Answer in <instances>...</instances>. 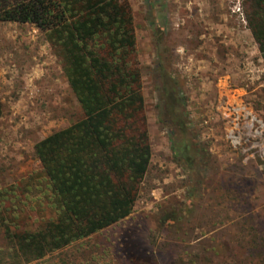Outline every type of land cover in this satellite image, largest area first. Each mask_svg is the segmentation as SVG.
<instances>
[{"label": "rangeland", "instance_id": "374dc122", "mask_svg": "<svg viewBox=\"0 0 264 264\" xmlns=\"http://www.w3.org/2000/svg\"><path fill=\"white\" fill-rule=\"evenodd\" d=\"M243 2L160 0L153 11L166 18L169 76L186 103L181 123L209 155L205 180L194 187L160 120L147 0H134L152 147L134 210L28 264H130L124 254L131 264H257L263 253L254 244L264 243V58ZM0 101V194L11 218L37 225L53 208L35 144L84 114L33 23L0 21ZM166 213L177 219L162 226ZM7 250L0 236V251Z\"/></svg>", "mask_w": 264, "mask_h": 264}, {"label": "trees", "instance_id": "16d2710c", "mask_svg": "<svg viewBox=\"0 0 264 264\" xmlns=\"http://www.w3.org/2000/svg\"><path fill=\"white\" fill-rule=\"evenodd\" d=\"M159 2L147 0L159 59L154 80L160 120L173 134L175 160L197 187L205 180L209 155L181 123L186 103L169 76L166 18L153 12ZM243 5L264 58V0H244ZM0 21L33 23L45 33L84 114L35 145L51 195V216L26 225L11 218L6 193L0 194V236L8 248L7 256L0 251V264H28L129 216L148 173L152 147L129 0H0ZM166 215L160 218L162 226L177 219ZM254 245L264 254V243ZM263 254L255 263L264 264Z\"/></svg>", "mask_w": 264, "mask_h": 264}, {"label": "crops", "instance_id": "0c3cea01", "mask_svg": "<svg viewBox=\"0 0 264 264\" xmlns=\"http://www.w3.org/2000/svg\"><path fill=\"white\" fill-rule=\"evenodd\" d=\"M130 1V3H131V6H132V8H133V2H134V0H129ZM70 85V84H69ZM70 88H71V86H70ZM72 89V88H71ZM73 91V90H72ZM74 93V92H73ZM75 95V94H74ZM75 98H76V96H75ZM76 101L78 102V100H77V98H76ZM78 104H79V102H78ZM76 122V121H75ZM71 125V124H70ZM65 128V127H64ZM62 129V128H61ZM43 139V138H42ZM40 141V140H39ZM36 145V144H35Z\"/></svg>", "mask_w": 264, "mask_h": 264}]
</instances>
